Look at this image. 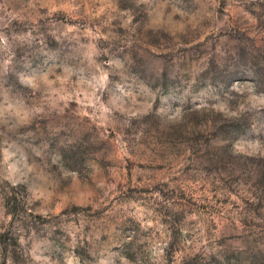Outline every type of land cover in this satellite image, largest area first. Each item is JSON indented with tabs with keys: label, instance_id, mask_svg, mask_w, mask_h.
Instances as JSON below:
<instances>
[{
	"label": "rangeland",
	"instance_id": "1",
	"mask_svg": "<svg viewBox=\"0 0 264 264\" xmlns=\"http://www.w3.org/2000/svg\"><path fill=\"white\" fill-rule=\"evenodd\" d=\"M0 264H264V0H0Z\"/></svg>",
	"mask_w": 264,
	"mask_h": 264
}]
</instances>
